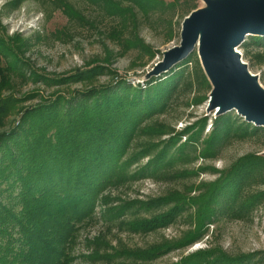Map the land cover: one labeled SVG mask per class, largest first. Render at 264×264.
Instances as JSON below:
<instances>
[{
    "label": "rangeland",
    "instance_id": "374dc122",
    "mask_svg": "<svg viewBox=\"0 0 264 264\" xmlns=\"http://www.w3.org/2000/svg\"><path fill=\"white\" fill-rule=\"evenodd\" d=\"M193 1L197 6L195 11L209 9L205 0ZM131 8L130 4L124 5L126 17ZM181 10L182 6L175 9L169 6L148 15L135 11V26L119 27L111 21L99 0H0V47L5 59L10 61L9 56H14L30 66L26 70L28 81L17 75L21 85L16 97L37 95L34 100L26 101L25 107L48 100L55 93L69 94L80 88V84L53 88L36 84L30 80L32 72L60 80L93 65L117 70L115 79L124 78L139 91L153 86V103L163 100L160 108L152 105L133 128L118 161L114 187L100 198L107 199L108 206H99L97 211L102 215L111 209L123 212L130 204L135 210L124 212L126 218L116 226L98 222L83 229L73 249V256L77 258L73 264H88L86 259L92 254L90 241L105 242L115 249L144 250L169 245L152 264H194L198 256L206 257L203 254L209 255V264H264V198L256 200L244 220H228L217 211L211 219L215 225H206L205 230H210L200 238L195 212L185 214L183 209L174 224L146 235L131 234L124 225L148 216L139 211V205L162 201L175 194L186 201L198 199L200 191L216 183L243 157L264 156V135H241L238 129L245 118L237 111L218 115L210 110L213 85L203 67L199 48L168 70L151 75L164 60L165 53L181 45L182 26L188 17L182 16ZM130 33L136 34L138 41L144 42L153 53L142 55L133 50V44L129 47L127 41L131 39L118 45L112 38H130ZM250 37L264 38V35L248 36L246 43H252ZM125 47L130 48L127 54L108 60L109 55L125 51ZM237 52L249 72L258 77L264 91V47H250L245 51L238 48ZM111 78L101 76L95 82L100 86L109 83ZM229 113L234 114L233 131H238L232 135L225 133L226 120L217 121ZM216 126L217 131L222 129L220 138L214 134ZM260 176L264 177V173L260 172ZM261 192H264V180L256 188L257 194ZM165 207L160 212L172 205Z\"/></svg>",
    "mask_w": 264,
    "mask_h": 264
},
{
    "label": "trees",
    "instance_id": "16d2710c",
    "mask_svg": "<svg viewBox=\"0 0 264 264\" xmlns=\"http://www.w3.org/2000/svg\"><path fill=\"white\" fill-rule=\"evenodd\" d=\"M99 1L119 27L135 26V11L148 15L169 6L174 9L182 6V16H189L197 9L193 0ZM127 4L132 8L126 17L123 7ZM136 37L130 33V38H112L118 45L131 39L127 44L129 47L133 44L134 51L152 54ZM250 40L252 43L244 42L240 48L245 51L264 47V38L250 37ZM129 47L109 55L108 60L124 56ZM5 58L0 47V264H73L77 260L73 249L83 229L98 222L116 226L126 218L124 212L135 210L130 204L123 212L111 209L102 215L97 211L99 206H108L107 199L100 198L114 187L118 161L133 128L152 105L160 108L163 100L153 103L155 87L139 91L124 78L115 79L117 70L93 65L60 80L32 72L30 80L36 84L51 88L80 84V88L69 94L55 93L48 100L25 107L23 104L37 95L30 93L17 98L21 83L16 78L18 75L28 81L26 70L30 66L14 56H9L10 61ZM101 76L112 78L98 86L95 81ZM233 115L217 118V121L226 120L227 135L238 131L241 135H264L263 127L245 121L240 123L238 131H233ZM217 129L216 126L214 134L220 138L222 129ZM260 172L264 173V156L243 157L216 183L200 191L198 199L186 201L175 194L139 205V211L148 216L124 225L131 234L146 235L174 224L183 209L185 214L195 212L200 238L210 230H205L206 225H215L211 219L217 211L228 220L249 217L256 200L264 198V192L256 193L264 180ZM169 205H172L170 209L160 212ZM88 245L92 249L86 259L88 264H152L169 247L115 249L105 242L92 241ZM101 251L104 253L99 254ZM203 255L206 257L198 256L194 264H207L209 255Z\"/></svg>",
    "mask_w": 264,
    "mask_h": 264
},
{
    "label": "water",
    "instance_id": "95a60500",
    "mask_svg": "<svg viewBox=\"0 0 264 264\" xmlns=\"http://www.w3.org/2000/svg\"><path fill=\"white\" fill-rule=\"evenodd\" d=\"M209 9L193 12L182 26L181 45L164 55L151 75H158L199 55L213 85L210 110L237 111L245 121L264 128V91L237 49L248 36L264 35V0H205Z\"/></svg>",
    "mask_w": 264,
    "mask_h": 264
},
{
    "label": "bare ground",
    "instance_id": "6f19581e",
    "mask_svg": "<svg viewBox=\"0 0 264 264\" xmlns=\"http://www.w3.org/2000/svg\"><path fill=\"white\" fill-rule=\"evenodd\" d=\"M238 53V52H237Z\"/></svg>",
    "mask_w": 264,
    "mask_h": 264
}]
</instances>
